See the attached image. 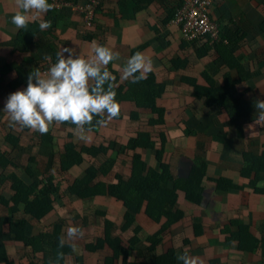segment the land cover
<instances>
[{"label":"crops","instance_id":"crops-1","mask_svg":"<svg viewBox=\"0 0 264 264\" xmlns=\"http://www.w3.org/2000/svg\"><path fill=\"white\" fill-rule=\"evenodd\" d=\"M67 1L70 7L89 4V0ZM179 1L98 0L90 29L94 36L104 39L105 46L119 54L110 64L120 78L128 58L136 52L151 59L152 73L164 86L163 94L156 99V106L165 109L166 126L160 128L166 139L164 162L173 181L186 179L193 168L204 166L200 201L192 203L185 199L183 191L177 190L171 214L180 213L178 221L167 226L162 218L156 223L141 209L131 228L122 232L124 210L120 202L101 195L83 201L68 194L69 187L83 177L88 164L100 165L108 155L96 159L84 155V166L63 174L56 171L54 182L61 189L60 196L52 213L40 222L26 216L22 209L13 214V203L5 207L3 202H10L15 193L11 182L0 184V219L25 222L28 237L61 225L66 230L69 225L85 230L83 239L76 241L75 251L70 243H65L71 247L66 264H101L110 260L112 252L103 241L106 223L114 226L111 238L119 241L132 264H157L160 258L164 264H183L177 257L185 251L201 258L203 264H264V174L252 185L251 179L240 173L245 155L264 154V120L259 119L255 107L258 100L264 101V0H212L209 19L225 29L216 39L204 37L192 43L182 39L179 26L169 17ZM17 11L22 10L15 0H0V162L10 163L6 170L0 167V179L16 175L30 184V154L37 155L45 140L34 136L43 135L38 131L10 125L3 111L6 100L11 93L26 88L28 75L36 68L46 72L56 62L54 54L71 48L88 58L92 43L88 45L78 37L82 20L67 9L61 14L57 11L53 20L48 12L41 14L43 20L51 23L58 20L60 28L41 31V19L33 20L22 38L31 40V44L13 47V41L23 30L12 23ZM46 56L50 59L45 60ZM177 61L180 64L175 67ZM185 79L194 81L203 95L194 94ZM135 111L141 121L127 120ZM121 116L122 119L113 118L104 126L96 124V133H85L90 137L87 141L78 138L76 126L70 122L54 123L46 134L53 138L57 153L67 143L78 148L99 147L108 141L122 143L136 132H150L153 136L154 130L144 125L142 119L149 117V112L137 110L133 102L126 100L121 104ZM138 152L149 167H157L152 154ZM48 162L46 152H42L31 169L39 175L47 169ZM128 163V158L118 157L111 172L99 175L95 184L102 182L107 186L117 175L128 179ZM1 242L16 264H40L46 256L43 252L34 254L7 231ZM96 242L103 243L102 248L91 251ZM114 264L121 261L117 259Z\"/></svg>","mask_w":264,"mask_h":264},{"label":"trees","instance_id":"trees-1","mask_svg":"<svg viewBox=\"0 0 264 264\" xmlns=\"http://www.w3.org/2000/svg\"><path fill=\"white\" fill-rule=\"evenodd\" d=\"M92 1L93 0H89V3ZM147 1L150 2L152 0ZM48 2L53 5V8L48 11L47 14L52 20L55 18V14L58 13L57 11H59L58 14H61L60 12L63 11L56 7L57 4L62 7L64 6L63 3L70 4L67 0H48ZM182 3L183 0H180L172 8L169 15L171 19H174V11L175 9H179L182 6ZM98 7L99 4L95 9L96 12ZM96 12L94 14V19ZM73 13L82 20L76 33L78 37H80L82 41L87 42L88 45H91L93 42L97 43V41L98 44L105 45L104 39L94 36L92 29H90L94 25L95 20H92L91 27H87L85 21L86 15L79 11H74ZM169 17L167 20L170 19ZM53 23H51L52 32H54L55 28H60L58 20ZM28 26L31 25L28 24L27 27L20 30L19 35L17 34L18 36H16V39L12 43L13 47L21 48L31 44V40L27 41L22 39L23 31H25ZM224 29L225 28L220 29L218 25L219 35H221ZM54 57V60H52H57L56 54H54ZM178 64L180 63L177 61L175 67H177ZM107 67L113 74L116 100L119 102L120 106L127 100L133 102L137 110L149 112L150 116L142 117V119L145 121L144 125L151 127V129L154 130V137L150 132L141 131L126 138L122 143L108 141L107 144L102 143L99 147L78 148L75 144L67 143L63 148H59L57 153L54 140L51 138L50 134L38 136L34 133L36 138L40 137L45 140L42 142L45 146L38 150L37 155L46 152V158L49 159L48 167L43 173H40L39 175L35 174L31 167L36 164L37 155L32 152L29 160L30 167H27L30 184H27L16 175L0 179V184L7 181L12 184V190L15 193V196L10 202H3V204L8 208L9 204L13 203V214L18 213L20 209H22L26 216L31 217L36 222H40L46 218L52 213L54 202L56 201V198L60 196L58 193L61 191V189L55 185L54 173L60 171V173L63 174V172L67 173L74 167L84 166L86 163L84 155H88L93 159H96V157H99L100 155H108V158L103 163H100V165L88 164L83 173V177L76 179L69 187L68 194L83 201L91 200L94 197L101 195V197L107 196L109 199L120 202L124 210V225L121 228L122 232L131 228L134 223L135 215L139 213L141 209H144L145 215L156 223L162 218L166 219L167 226L178 221L180 219V213H177L175 216L171 214V208L175 206L177 201V190L184 192L186 200L195 204L199 203V191L201 189L200 183L203 176L204 166L198 169L193 168L191 174L186 179L173 181L169 167L164 162L163 148L166 139L163 138V133L160 131V128L166 126L164 118L165 109L156 106V99L160 98L163 94L164 86L157 82L152 71L147 73L146 78L140 80L138 83H133L131 79L124 80L123 83L119 74L112 68L111 64ZM185 82L192 85L194 94L198 96L203 95L201 88L195 85L194 81L185 79ZM137 112L138 111L131 113L127 117V120L139 121L141 118ZM99 119H101V117L94 116L92 125H86L85 128L87 129L91 127L90 132L96 133L95 125L96 121ZM115 119H122L121 113L118 117H115ZM187 134L188 133H186V135ZM138 151H146L147 153L152 154L157 167L155 169L149 167ZM118 157L128 158V179H124L123 176L117 175L111 183L107 184V186L102 182H97V184H95V180L99 175L106 176L111 172L114 166H116ZM244 159L245 166L240 171L241 176L243 178L251 179L250 183L255 185L261 179V175L264 174V154L260 157L249 154L245 155ZM8 166H10L9 161L3 160L0 167L3 170H6ZM25 228V222L15 223L11 218L0 219V264H16L14 260L12 261L9 258L5 246L1 242L6 231L9 234L14 235L16 242L24 244V246L30 248L34 254L43 252L46 256H44V260L40 264H66V258L70 255L71 247L65 244L63 248L60 247V238L66 235L65 225L56 226L52 231H45L33 237L27 236ZM113 229L114 226L112 224H105L103 241L108 244L107 247L111 250L112 255L110 260H104L101 264H114L115 261L117 262V259L118 261H121V264H132L129 262L130 257L124 255L125 252L122 251V247L119 246V241L111 238L110 232L113 231ZM134 237L139 241L137 235ZM102 244L103 243H98L97 246H91L90 250H100ZM61 253L63 254L62 258L60 256ZM71 253H73V251ZM156 263L164 264L161 258L157 259Z\"/></svg>","mask_w":264,"mask_h":264},{"label":"clouds","instance_id":"clouds-1","mask_svg":"<svg viewBox=\"0 0 264 264\" xmlns=\"http://www.w3.org/2000/svg\"><path fill=\"white\" fill-rule=\"evenodd\" d=\"M17 11L12 16V23L17 29L25 28L38 18L41 19V31L52 27L51 21L43 20L41 14L50 11L53 5L48 0H15ZM67 54V55H65ZM57 60L46 72L39 68L32 71L23 90L11 93L4 105L11 126H19L41 134L48 133L50 127L70 122L76 126V134L81 140L90 139L85 133L91 131L94 116L101 117L97 125L104 126L121 113V106L116 100L113 74L108 65L118 59V53L105 45L92 43V54L85 58L71 48L58 52ZM45 60L50 57L46 56ZM153 71L150 58L136 52L128 58L122 69L121 78L138 83ZM259 110V119L264 120V101L255 104ZM106 117V119H105ZM85 230L69 225L66 235L60 238V247L70 243L76 250V241L83 239ZM61 258L63 254H60ZM183 264H203L199 257H193L185 251L178 255Z\"/></svg>","mask_w":264,"mask_h":264},{"label":"built area","instance_id":"built-area-1","mask_svg":"<svg viewBox=\"0 0 264 264\" xmlns=\"http://www.w3.org/2000/svg\"><path fill=\"white\" fill-rule=\"evenodd\" d=\"M97 7L95 0L91 3ZM212 0H183L182 6L177 9L174 19L181 31L182 39L187 42L195 41L199 38L208 37L216 39L218 36V25L209 19V10L212 7ZM86 18V26H92V20Z\"/></svg>","mask_w":264,"mask_h":264},{"label":"rangeland","instance_id":"rangeland-1","mask_svg":"<svg viewBox=\"0 0 264 264\" xmlns=\"http://www.w3.org/2000/svg\"><path fill=\"white\" fill-rule=\"evenodd\" d=\"M95 2L97 4V6H98L99 2L97 0H95ZM63 5L64 6L62 7L59 4H57L56 7L59 8V9H61V10L70 9L72 12L79 11V12L85 14L86 15V18H88V19H91L94 16L95 12H96L95 6H93L92 4H88V3L83 4V5H77L75 7H70L71 4H64L63 3ZM173 23L175 24L174 21H173ZM180 33H181V31H180Z\"/></svg>","mask_w":264,"mask_h":264}]
</instances>
